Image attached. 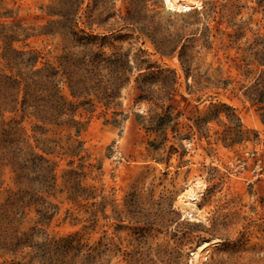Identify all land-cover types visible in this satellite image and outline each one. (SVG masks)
<instances>
[{
    "label": "rangeland",
    "instance_id": "rangeland-1",
    "mask_svg": "<svg viewBox=\"0 0 264 264\" xmlns=\"http://www.w3.org/2000/svg\"><path fill=\"white\" fill-rule=\"evenodd\" d=\"M52 1L0 0V22L35 28L15 47L36 49L42 61L56 62L61 38L40 33ZM135 1L149 9L147 21L154 19L161 36L182 37L178 48L161 54L133 27L110 37L93 25V35L110 37L106 50L112 52L111 43L121 47V60L132 69L119 105L107 108L95 99V106L79 108L77 116L86 122L80 155L61 150L50 158L57 163L59 188L66 170L81 167L83 183L95 190L97 201L104 197L106 215L99 211L98 221H89L93 200L83 207L59 192L48 197L59 210L44 227L74 238L76 246L104 251L111 264H264V103L247 95L264 74V0H193L198 4L189 10L171 9L166 0ZM82 2L78 30L87 32L88 15L99 20L109 9L117 17L134 5ZM142 59L147 61L138 67ZM142 84L152 99L139 97ZM63 93L69 96L67 87ZM34 124L23 121L33 143L40 136ZM67 133L48 135L66 146ZM238 159L248 164L242 174ZM257 160L261 169L254 170ZM9 186L0 187L1 201ZM190 191L196 195L192 206L185 198ZM36 220L32 209L22 227ZM9 262L0 256V264Z\"/></svg>",
    "mask_w": 264,
    "mask_h": 264
},
{
    "label": "trees",
    "instance_id": "trees-1",
    "mask_svg": "<svg viewBox=\"0 0 264 264\" xmlns=\"http://www.w3.org/2000/svg\"><path fill=\"white\" fill-rule=\"evenodd\" d=\"M127 12L116 13L105 9L106 15L97 20L88 15L89 32L78 30L82 0H53L44 11L48 21L41 26V34L61 38L62 54L57 61H42L40 51L17 48L16 41L27 39L30 28L21 21L0 22V39L5 68L0 72V187H8V197L0 200V256H8L9 264H111L104 251L75 245L74 238L51 235L44 226L58 213L59 206L48 197L66 192L79 206H88V220L97 222L99 211L105 214V199L97 201L98 194L83 183L84 171L74 167L63 173V187L59 188L57 163L50 155L64 151L78 157L83 147L79 140L86 122L77 116L81 106H95V99L107 108L120 104L121 88L132 69L121 60V47L113 43L112 52L106 50V40L117 36L116 31L133 27L150 37L161 54L170 55L178 48L181 38L161 36L159 27L146 6L135 0ZM111 9V8H110ZM100 11L98 14L101 15ZM104 32L93 35V25ZM116 41V39H115ZM141 56V54L139 55ZM185 65L182 55L179 56ZM147 60L142 59L138 67ZM67 87L69 96L63 93ZM139 97L152 99L151 89L142 84ZM252 100L264 103V74L247 94ZM19 116V117H18ZM264 116V114H263ZM35 122L34 143L23 121ZM67 131V145L49 132ZM8 176V182L6 180ZM35 210V224L23 228L29 211Z\"/></svg>",
    "mask_w": 264,
    "mask_h": 264
},
{
    "label": "bare ground",
    "instance_id": "bare-ground-1",
    "mask_svg": "<svg viewBox=\"0 0 264 264\" xmlns=\"http://www.w3.org/2000/svg\"><path fill=\"white\" fill-rule=\"evenodd\" d=\"M196 4H198L197 1L193 0H166V5L175 10H189ZM185 198L188 200L187 205L192 206V201L196 199V195L193 191H190Z\"/></svg>",
    "mask_w": 264,
    "mask_h": 264
},
{
    "label": "built area",
    "instance_id": "built-area-1",
    "mask_svg": "<svg viewBox=\"0 0 264 264\" xmlns=\"http://www.w3.org/2000/svg\"><path fill=\"white\" fill-rule=\"evenodd\" d=\"M230 164H231L232 166H234L235 162H230ZM254 165H255V166H254V170H256V169H261V167H260V160H257V162H255ZM246 166H248L246 160H244V159H238V160H237L236 168H239L238 171H239L241 174L243 173V170L246 168ZM257 172H258V171H257ZM256 175H258V173H257Z\"/></svg>",
    "mask_w": 264,
    "mask_h": 264
}]
</instances>
